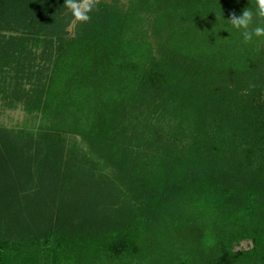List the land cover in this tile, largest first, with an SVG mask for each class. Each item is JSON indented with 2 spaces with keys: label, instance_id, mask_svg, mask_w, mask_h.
Masks as SVG:
<instances>
[{
  "label": "trees",
  "instance_id": "obj_1",
  "mask_svg": "<svg viewBox=\"0 0 264 264\" xmlns=\"http://www.w3.org/2000/svg\"><path fill=\"white\" fill-rule=\"evenodd\" d=\"M64 2L0 0V264H264L250 0Z\"/></svg>",
  "mask_w": 264,
  "mask_h": 264
},
{
  "label": "clouds",
  "instance_id": "obj_2",
  "mask_svg": "<svg viewBox=\"0 0 264 264\" xmlns=\"http://www.w3.org/2000/svg\"><path fill=\"white\" fill-rule=\"evenodd\" d=\"M96 0H65L64 7L79 22H88L89 13L94 9ZM251 7L242 10L237 16L233 12L227 21L233 29L240 32L245 44L264 39V0H250Z\"/></svg>",
  "mask_w": 264,
  "mask_h": 264
},
{
  "label": "rangeland",
  "instance_id": "obj_3",
  "mask_svg": "<svg viewBox=\"0 0 264 264\" xmlns=\"http://www.w3.org/2000/svg\"><path fill=\"white\" fill-rule=\"evenodd\" d=\"M72 22L69 27L67 28L68 31H71L73 29ZM7 35V34H5ZM28 118L27 114L21 109H6L3 108L0 104V128L3 129H12V128H19ZM250 247L249 242H242L238 248L247 249Z\"/></svg>",
  "mask_w": 264,
  "mask_h": 264
}]
</instances>
